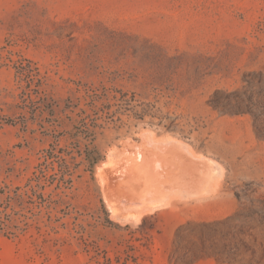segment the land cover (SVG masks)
Segmentation results:
<instances>
[{"label":"rangeland","instance_id":"1","mask_svg":"<svg viewBox=\"0 0 264 264\" xmlns=\"http://www.w3.org/2000/svg\"><path fill=\"white\" fill-rule=\"evenodd\" d=\"M0 264H264V0H0Z\"/></svg>","mask_w":264,"mask_h":264},{"label":"bare ground","instance_id":"2","mask_svg":"<svg viewBox=\"0 0 264 264\" xmlns=\"http://www.w3.org/2000/svg\"><path fill=\"white\" fill-rule=\"evenodd\" d=\"M152 143V142H151ZM148 144V143H147ZM160 144V143H159ZM136 149V148H135ZM164 151L166 152V153H169L171 156H172V159L174 160V163L176 164V168L174 169V171H172V172H164V171H162V172H160L159 170H158V168H156V166L152 163V162H149V161H147V160H144L142 163L140 162V163H138V164H136V163H133L132 165H133V168H134V171L138 174V173H140L141 174V172H142V170H144V169H146V168H150L153 172H154V176H155V178H156V180H158L159 181V183H160V185L161 186H163L164 185V183L166 182V181H170V182H172L171 183V186H173V187H177V186H179L180 185V177H181V175L182 174H184V175H186L187 177H190V178H194L193 177V175H194V173H193V171L192 170H190L189 168H186V167H184V165H183V159H189V160H192L193 162V165H189L188 164V166H190V167H195L196 168V170H197V172H199L200 171V169H198L197 167H199V166H203L204 165V163L202 162V161H200L199 160V158L198 157H195V156H193V154H191L190 152H188V154H183V153H181L180 155H178L175 151H173V148L172 147H167V149H164ZM140 155H138V157H139ZM159 160H162V159H159ZM137 161V160H136ZM138 162V161H137ZM127 166V165H126ZM121 168H123L122 167V165H121ZM211 169V168H210ZM122 170V169H121ZM126 171H127V169H126ZM133 173V172H132ZM126 174V173H125ZM108 175V174H107ZM128 175V174H127ZM110 180H111V177H112V179L114 178V175H112L111 176V173H110ZM127 177V176H126ZM210 177V176H209ZM104 178H106V177H104ZM109 178V177H108ZM196 178V177H195ZM204 179V178H203ZM203 179H201V180H203ZM109 180V181H110ZM199 180V179H198ZM212 180H214V179H212V177H211V179H210V181H212ZM208 181H209V179H208ZM215 181V180H214ZM112 182H114V181H112ZM124 182V184L127 186V189H129L130 191H135L136 189H137V186L136 185H134L132 182H131V180H128V179H126V180H124L123 181ZM111 183V182H110ZM109 183V184H110ZM112 184V183H111ZM124 184H122V185H124ZM113 185V184H112ZM183 186V185H182ZM109 187V186H108ZM121 187H123V186H121ZM116 190V189H115ZM111 192V191H110ZM118 192V191H117ZM112 193V192H111ZM113 195V194H112ZM115 195V194H114ZM117 195V194H116ZM108 197V196H107ZM118 197V196H117ZM112 198V197H111ZM113 199V198H112ZM119 199H120V196H119ZM121 200V199H120ZM120 200H118V201H120ZM124 201V200H123ZM122 201V202H123ZM120 203V202H119ZM108 204V203H107ZM122 204V203H121ZM124 204H125V202H124ZM127 204H129V203H127ZM126 204V205H127ZM109 205V204H108ZM125 205V206H126ZM131 205H132V203H131ZM128 206V205H127ZM130 206V205H129ZM117 207H121V206H116V209H118ZM122 208V207H121ZM140 208H142V207H140ZM147 208V207H146ZM126 210V209H125ZM143 210V209H142ZM145 210V209H144Z\"/></svg>","mask_w":264,"mask_h":264}]
</instances>
